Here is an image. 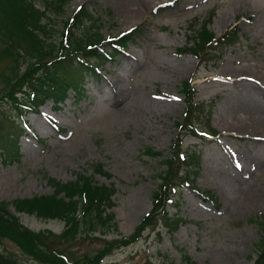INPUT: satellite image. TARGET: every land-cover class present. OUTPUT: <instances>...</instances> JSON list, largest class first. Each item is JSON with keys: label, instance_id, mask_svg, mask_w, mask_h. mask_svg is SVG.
<instances>
[{"label": "rangeland", "instance_id": "obj_1", "mask_svg": "<svg viewBox=\"0 0 264 264\" xmlns=\"http://www.w3.org/2000/svg\"><path fill=\"white\" fill-rule=\"evenodd\" d=\"M169 1L148 0L134 16L122 12L121 0H66L60 11L45 9L47 39L55 43L63 21L79 6L96 18L95 31L104 38L138 30L94 73L82 77L79 92L69 89L62 102L46 98L34 106L28 94L26 99L16 93L25 101L16 111L0 100V110L19 127L15 144L0 156V201L50 193L46 177L64 182L83 173L114 188L110 210L117 230L129 235L149 213L151 191L166 168L161 159L172 151L175 123L183 115L180 81L188 79L196 91L193 100L209 103L208 114L196 120L197 136L183 131L179 149L199 155L190 177L216 198L207 201L190 187L175 186L164 209L181 220L178 226L172 231L159 223L147 226L98 264L180 263L183 253L197 264H251L255 243L264 239V129L258 128L264 125V0H173L168 8L156 7ZM35 4L44 5L41 0ZM203 20L214 36L236 26L238 38L199 62L192 52L176 48L191 43L189 35ZM5 64L0 59V71ZM147 147L160 154L145 153ZM95 162L105 173L92 171ZM7 207L32 230L55 233L63 227L57 219ZM115 235L112 231L105 238ZM102 243L80 236L55 245L77 259ZM0 252L19 264H44L4 238Z\"/></svg>", "mask_w": 264, "mask_h": 264}, {"label": "trees", "instance_id": "obj_2", "mask_svg": "<svg viewBox=\"0 0 264 264\" xmlns=\"http://www.w3.org/2000/svg\"><path fill=\"white\" fill-rule=\"evenodd\" d=\"M65 1L41 0L44 5L39 8L35 0H0V59H6L5 70L0 71V80L3 81L0 100L7 101L16 111L25 105L21 96H26L27 99V94L33 99L32 105L35 106L46 98H51L55 103L62 102L69 89L79 92L83 88L82 77L86 73H94L99 63L120 51L130 35L138 30L137 27H132L129 31L104 38L95 31L96 18L83 6H79L73 15L63 21L61 35L55 43L47 39L50 31L47 22L43 21L44 12L48 7L60 11ZM171 3L158 5L157 8H168ZM87 21L89 24L85 25L84 22ZM76 30H80L79 35L75 34ZM236 30L233 25L214 36L203 20L189 35L191 43L178 46L176 50L183 53L190 51L199 62H204L211 52L216 53L221 47L234 43L238 38ZM105 46L110 48L109 52L105 51ZM180 82L183 115L175 123L177 133L173 139V149L167 157L161 159L166 168L159 176L158 186L151 191L149 213L141 217L139 224L134 226L129 235L117 230L114 213L110 210L113 204L110 196L114 193V188L93 181L89 175L77 173L73 181L61 182L46 177L52 187L50 193L17 197L9 202L0 201V239L10 240L23 254L44 264H98L113 247L135 241L147 226L159 223L169 231L178 226L181 220L164 209L166 202L172 200L170 193L175 190V186L183 184L204 200L214 202L216 197L208 189L196 186L190 177L191 169L197 167L199 155L193 150L185 152L179 149L182 133L197 136L195 122L198 117L202 120L203 116L206 117L209 103H196L193 100L196 91L191 82L188 79ZM204 122L208 126V120ZM208 128V133L212 134L214 130L209 126ZM18 130L17 123L0 110V156L9 153L7 146L11 142L15 144L14 138ZM144 152L156 156L160 154V151L156 152L152 147H147ZM91 168L94 172L105 173L101 163L95 162L91 164ZM7 204L12 205L15 212L33 214L43 219H57L62 222L63 227L55 233L47 228L32 230L21 224L16 213H10ZM112 231L117 235L105 238ZM80 236L99 238L103 243L92 254H82L77 259L71 257L70 251L55 245L56 241ZM255 248L256 253L251 264H264V239L255 243ZM180 258V263H168L197 264L186 253L181 254ZM0 264L19 263L9 253L0 252Z\"/></svg>", "mask_w": 264, "mask_h": 264}, {"label": "bare ground", "instance_id": "obj_3", "mask_svg": "<svg viewBox=\"0 0 264 264\" xmlns=\"http://www.w3.org/2000/svg\"><path fill=\"white\" fill-rule=\"evenodd\" d=\"M148 2V0H121L122 4V12L126 15L134 16L137 15L140 11L141 8L145 6V4ZM262 123H258V128L261 130L264 129V125Z\"/></svg>", "mask_w": 264, "mask_h": 264}, {"label": "snow or ice", "instance_id": "obj_4", "mask_svg": "<svg viewBox=\"0 0 264 264\" xmlns=\"http://www.w3.org/2000/svg\"><path fill=\"white\" fill-rule=\"evenodd\" d=\"M240 165L238 164L237 167H239Z\"/></svg>", "mask_w": 264, "mask_h": 264}]
</instances>
